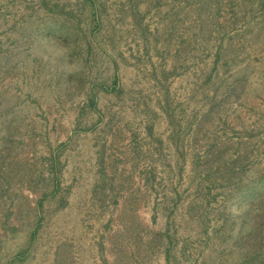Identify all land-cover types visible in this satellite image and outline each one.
I'll return each mask as SVG.
<instances>
[{
  "label": "rangeland",
  "instance_id": "obj_1",
  "mask_svg": "<svg viewBox=\"0 0 264 264\" xmlns=\"http://www.w3.org/2000/svg\"><path fill=\"white\" fill-rule=\"evenodd\" d=\"M0 264H264V0H0Z\"/></svg>",
  "mask_w": 264,
  "mask_h": 264
}]
</instances>
